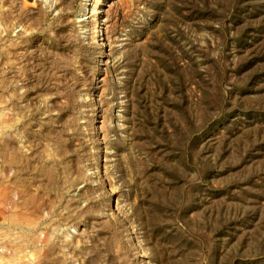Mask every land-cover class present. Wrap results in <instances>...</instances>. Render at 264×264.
<instances>
[{
  "label": "rangeland",
  "instance_id": "obj_1",
  "mask_svg": "<svg viewBox=\"0 0 264 264\" xmlns=\"http://www.w3.org/2000/svg\"><path fill=\"white\" fill-rule=\"evenodd\" d=\"M0 264H264V0H0Z\"/></svg>",
  "mask_w": 264,
  "mask_h": 264
}]
</instances>
